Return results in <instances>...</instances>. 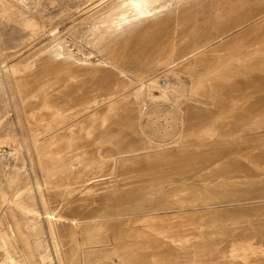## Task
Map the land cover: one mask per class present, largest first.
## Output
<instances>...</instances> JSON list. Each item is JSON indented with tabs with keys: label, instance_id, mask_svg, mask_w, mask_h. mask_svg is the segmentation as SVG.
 <instances>
[{
	"label": "rangeland",
	"instance_id": "1",
	"mask_svg": "<svg viewBox=\"0 0 264 264\" xmlns=\"http://www.w3.org/2000/svg\"><path fill=\"white\" fill-rule=\"evenodd\" d=\"M0 264H264V0H0Z\"/></svg>",
	"mask_w": 264,
	"mask_h": 264
}]
</instances>
